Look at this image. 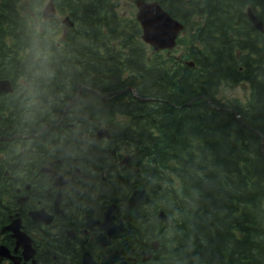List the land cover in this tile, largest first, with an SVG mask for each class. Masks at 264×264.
<instances>
[{"label": "trees", "instance_id": "1", "mask_svg": "<svg viewBox=\"0 0 264 264\" xmlns=\"http://www.w3.org/2000/svg\"><path fill=\"white\" fill-rule=\"evenodd\" d=\"M55 1L73 25L53 16L39 27L28 8L41 17L44 0H0V78L14 86L0 92L8 136L0 138V220L15 190L10 175L61 151L50 143L58 133L77 131L70 154L111 167V193L151 194L136 209L140 238L161 242L146 264H264V30L247 12L264 21V0H159L185 23L181 52L154 50L119 0ZM37 51L53 76L33 83L38 102L29 108ZM227 81H248V99L219 97ZM128 86L140 96L132 88L105 96ZM101 126L109 138L98 137Z\"/></svg>", "mask_w": 264, "mask_h": 264}, {"label": "flooded vegetation", "instance_id": "2", "mask_svg": "<svg viewBox=\"0 0 264 264\" xmlns=\"http://www.w3.org/2000/svg\"><path fill=\"white\" fill-rule=\"evenodd\" d=\"M63 124L61 118L45 126L58 129ZM77 134L58 133L50 143L61 144V151L52 148L48 156H39L35 164H20L24 170L10 175L15 190L12 195H4L9 206L7 216L0 220V243L6 244L23 264H146L161 244L159 238L139 235L136 209L150 201L130 206L134 190L124 197L117 186L111 193V167L86 164L91 161L90 155L80 159V154H70L73 144L81 142ZM31 141L26 139L25 144ZM124 160L114 166L115 171L129 161L128 154ZM41 209L43 212L37 213ZM10 223L14 227L20 224L29 235L32 253L29 243L17 244L13 229L2 230ZM1 264H13V260L4 258Z\"/></svg>", "mask_w": 264, "mask_h": 264}, {"label": "water", "instance_id": "3", "mask_svg": "<svg viewBox=\"0 0 264 264\" xmlns=\"http://www.w3.org/2000/svg\"><path fill=\"white\" fill-rule=\"evenodd\" d=\"M138 7L137 18L140 21L143 33L142 37L144 41L148 42L154 47V49L171 48L176 45L177 37L181 30L184 28V23L178 18L174 17L159 0H136ZM248 15L252 20L255 27L260 30H264V21L260 13L253 10L251 6L247 8ZM44 16L47 18L53 16L57 13V8L55 5V0H49L45 7L43 8ZM64 21L68 24H73V21L69 19V16L64 18ZM190 65H194L195 62L188 60ZM132 88L137 96L140 94L137 92L136 88L133 86H128L124 89L108 92L105 96L112 93L118 94L125 90ZM14 89L12 80L10 78H0V91H12ZM199 97V96H198ZM73 101V100H72ZM72 101L69 103L71 104ZM191 102V101H190ZM189 102V103H190ZM187 104V103H186ZM110 136L108 128L102 126L98 130V137ZM151 200V195L146 191L145 188H136L132 192L129 204L134 206L141 202H147ZM42 213L43 209L38 210L37 213ZM159 216L163 221H167L168 217L164 210H161ZM49 220V218H47ZM20 223V222H19ZM13 229V235L16 237L17 244L29 243L28 248L32 253L31 249V239L29 235L21 229L20 224H16L14 227L12 223L4 226L3 231ZM4 257H9L13 259V264H23L19 257L12 254L10 248L2 243L0 244V262Z\"/></svg>", "mask_w": 264, "mask_h": 264}, {"label": "rangeland", "instance_id": "4", "mask_svg": "<svg viewBox=\"0 0 264 264\" xmlns=\"http://www.w3.org/2000/svg\"><path fill=\"white\" fill-rule=\"evenodd\" d=\"M25 1L24 6L26 7L28 4L27 0H23ZM46 2V0H44V3ZM119 8L120 10L126 14L130 9L131 11L134 12V14L136 15L137 12V6H132L130 3V0H119ZM29 12L31 13V15L33 16V19H35V23L37 25H40L39 27H41L43 25L42 21L46 20L44 19L42 16L38 17L37 15H35V13L33 12V9L28 8ZM33 12V13H32ZM61 17H64L65 14H60ZM66 24L63 23V26H65ZM61 32L64 30V28L60 29ZM179 48H181L180 46L177 47V50L175 52H181L182 49L179 50ZM179 50V51H178ZM251 93V86L250 83L248 81H240V82H223L220 85L219 91H218V96L221 97L224 101H228L231 99H236V100H240L245 102L248 97L250 96ZM119 118H124L121 116H117ZM116 117V118H117Z\"/></svg>", "mask_w": 264, "mask_h": 264}, {"label": "clouds", "instance_id": "5", "mask_svg": "<svg viewBox=\"0 0 264 264\" xmlns=\"http://www.w3.org/2000/svg\"><path fill=\"white\" fill-rule=\"evenodd\" d=\"M46 57H43V53L37 51L36 61L38 62L34 65L32 69V83L27 86L28 96L30 97L27 107L31 108L33 105L37 104V95L33 90V83L36 81H46L50 80L53 76L51 69L47 68L45 65Z\"/></svg>", "mask_w": 264, "mask_h": 264}]
</instances>
